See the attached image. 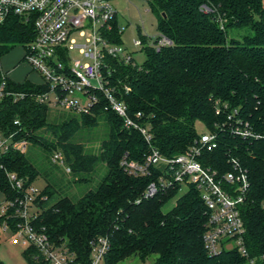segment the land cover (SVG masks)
Returning a JSON list of instances; mask_svg holds the SVG:
<instances>
[{
  "label": "trees",
  "instance_id": "obj_1",
  "mask_svg": "<svg viewBox=\"0 0 264 264\" xmlns=\"http://www.w3.org/2000/svg\"><path fill=\"white\" fill-rule=\"evenodd\" d=\"M148 1L159 33L172 44L158 50L144 39L143 64L112 60L106 72L109 86L126 104L129 116L149 132L151 143L106 111L105 100L82 115L62 113L32 97L5 96L0 101V133L63 154L73 183L80 186L72 192L55 189L46 179L36 224L56 243L65 242L83 264H90L91 241L100 236L110 238L106 264L132 256L144 261L152 255L154 264H264V0ZM243 29H248L246 35L230 36ZM120 35L116 21L108 38L120 44ZM33 37L31 25L8 17L0 29V57ZM2 82L0 73V86ZM43 91L40 84L6 78V92ZM102 122L107 132L99 147L82 141L85 130ZM245 128L248 136L241 134ZM205 132L217 135L218 146L205 151L201 162L220 176L239 169L246 174L248 192L241 212L248 257L236 249L216 256L207 253V209L194 187L164 212L177 196V187L146 198L155 178L132 176L121 164L125 157L142 159L152 148L166 157L185 153ZM7 173L29 185L42 177V168L14 150L0 158V193L13 198L17 194ZM97 175L98 184L84 190ZM35 253H24L27 262L46 264L35 260Z\"/></svg>",
  "mask_w": 264,
  "mask_h": 264
},
{
  "label": "built area",
  "instance_id": "obj_2",
  "mask_svg": "<svg viewBox=\"0 0 264 264\" xmlns=\"http://www.w3.org/2000/svg\"><path fill=\"white\" fill-rule=\"evenodd\" d=\"M114 0H0V29L7 18L14 15L32 26L34 37L25 45L24 60L39 75L44 91L37 94L6 92V76L0 86V101L5 96L15 100L32 97L40 104L52 109H62L78 115L90 114L101 100L106 101L105 110L114 112L123 120L127 129H138L144 139L151 143V135L140 127L130 116L126 104L109 86L110 61L123 64H137L133 54L120 44L108 38L117 21ZM121 28L119 32L121 34ZM165 36H159L150 46L160 50L171 45ZM135 46L144 51L142 40ZM72 52L81 58L74 59ZM127 89V88H126ZM128 90V89H127ZM15 124H19L18 121ZM248 136V129L241 131ZM218 146L217 135L205 132L185 152L173 157L164 156L152 148L140 160L124 158L122 166L135 177H154L146 191L150 198L160 190L183 186L194 187L200 194L207 209V221L203 242L211 256L223 250L236 249L248 257L245 247V225L241 208L248 192V180L244 171L220 176L201 162L205 151ZM30 142L14 140V135L0 133V158L14 150L27 154ZM54 163H60L71 174L63 154L55 152ZM16 196L7 198L0 193V238L9 234L12 245L26 251L34 249L35 260L46 264H83L65 242L56 243L37 224L38 200L42 190L35 184L27 185L26 180L15 173H7ZM233 242L228 246L225 242ZM110 248L109 236H100L91 241L90 264H106L105 257ZM254 264L252 260H249Z\"/></svg>",
  "mask_w": 264,
  "mask_h": 264
},
{
  "label": "rangeland",
  "instance_id": "obj_3",
  "mask_svg": "<svg viewBox=\"0 0 264 264\" xmlns=\"http://www.w3.org/2000/svg\"><path fill=\"white\" fill-rule=\"evenodd\" d=\"M113 4L117 11L118 28L122 29L120 45L133 54L136 63L143 64L146 60V54L142 49L135 46V41L148 39L147 45H150L160 34L158 21L152 11L151 5L148 0H114ZM247 33L248 29H243L241 31H232L230 36L240 38ZM24 55L25 46H17L11 53L0 58V65H2L6 71H10L13 78L16 77L15 79L19 78L21 80L22 77L25 76L27 68L31 69L25 62ZM71 55L74 59L81 58L76 52H72ZM22 60L23 62H21ZM34 75L38 78L37 81H39V75ZM58 111L62 113L69 112L62 109H58ZM198 129L201 131V126H199ZM84 132L82 141L89 143V145L91 144L92 146L99 147L100 143L98 141L102 140L106 135L107 127L104 122H102L96 129L92 131L85 130ZM27 156L42 168L43 178H39L35 183L38 190H43L47 186L46 179L55 185V189L71 192L79 189L80 186L73 183V175L66 173L65 167L60 163L53 162L52 152L30 145ZM100 177V175H97L94 181L88 186H83V189L87 190L91 187L94 188L98 184ZM187 189L188 187L183 186L177 196L163 207V211H170L175 206L177 199L184 194ZM55 196H58V194L56 193ZM0 198H2L1 195ZM225 244L230 247L234 246L233 242L226 241ZM25 252L26 249L23 247L15 246L10 243L9 234H5L0 238V260L4 264H29L25 258ZM155 259L156 255H152L144 261L138 256H132L119 264H154ZM244 264L251 263L247 261Z\"/></svg>",
  "mask_w": 264,
  "mask_h": 264
},
{
  "label": "crops",
  "instance_id": "obj_4",
  "mask_svg": "<svg viewBox=\"0 0 264 264\" xmlns=\"http://www.w3.org/2000/svg\"><path fill=\"white\" fill-rule=\"evenodd\" d=\"M11 53V52H10ZM8 55V54H7ZM6 56V55H5ZM5 56H3V57H5ZM0 58H2V57H0ZM21 62H23V60L21 61ZM0 72L2 73V75H5V76H7V79H9V80H11V81H14V82H16V83H22V82H24V81H26V80H28V81H31V82H33V83H35V84H40L41 83V79H39V81H37V77L34 75V74H36L32 69H28L27 68V71H26V73H25V76H23L22 77V79L20 80L19 78L18 79H15V78H13V76H11V72L10 71H6L3 67H2V65H0ZM37 75V74H36ZM40 78V77H39Z\"/></svg>",
  "mask_w": 264,
  "mask_h": 264
}]
</instances>
